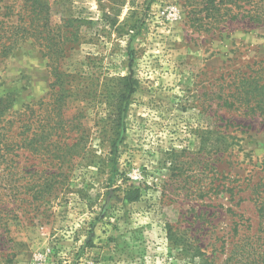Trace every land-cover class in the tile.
<instances>
[{"label":"rangeland","instance_id":"obj_1","mask_svg":"<svg viewBox=\"0 0 264 264\" xmlns=\"http://www.w3.org/2000/svg\"><path fill=\"white\" fill-rule=\"evenodd\" d=\"M23 1L0 0V264L264 256V116L242 92L264 69V25L203 20L188 0H40L42 40ZM63 110L88 120L51 129ZM34 115L44 153L25 148Z\"/></svg>","mask_w":264,"mask_h":264},{"label":"trees","instance_id":"obj_2","mask_svg":"<svg viewBox=\"0 0 264 264\" xmlns=\"http://www.w3.org/2000/svg\"><path fill=\"white\" fill-rule=\"evenodd\" d=\"M188 3L192 4L194 12L198 13H205L203 20L209 19L213 22H219L223 20L226 17H229L230 20H235L237 18L244 19L247 18L250 23H252L254 26H260L264 25V0H188ZM47 6L42 4L40 0H24L23 1V11H28L29 13V24L28 27L31 26V22L34 21V28L39 29L40 31L33 32L32 35H39L44 31V27L48 23V18L45 15V10ZM20 20V19H18ZM209 21V22H210ZM26 26V27H27ZM23 34L20 36V38L25 34L29 33V29H22L21 31ZM37 33V34H36ZM1 34H0V58L6 55L8 49L11 47V45L5 46L3 42H1ZM41 39L47 40L48 38L41 36ZM9 38H7L6 41H8ZM15 43V42H14ZM58 66L56 65L53 68V71L57 69ZM260 76L256 74L254 78L250 82V87L242 91L244 98L246 102H251V108L250 112L258 113L262 116H264V69L260 71ZM120 82H123L124 85L121 86L120 92L117 95L118 102L119 100H122L124 98V89H128V83L125 79H119ZM125 81V82H124ZM62 91L61 88L58 89V92ZM73 97L72 94H64L63 98L65 100H61V104L65 105L66 99ZM60 99H58L59 102ZM48 107L54 106L51 110H57V108H60L61 104L57 103L56 101H53V103H48ZM57 104V105H56ZM59 104V105H58ZM56 105V106H55ZM0 108H1V102H0ZM65 110V107L63 108ZM63 110L62 118H58L57 120H51L50 122L53 123V125L50 127L51 129L54 128H61L64 130L70 126L71 123L76 122L83 126V122L88 120V117L83 113V111L78 112L76 115L71 117H63L65 115ZM3 110L0 109V121L3 119ZM30 117V116H29ZM38 115H34L33 120H28L27 124L29 127L34 126L32 129L31 135L26 136V139H28L27 144L25 145V148H28V151L32 153H44V149L42 148L43 141L42 140H48L49 136L51 135L49 132L47 134L44 133L42 130V120H37ZM121 115L120 111L117 112V117L115 116L111 121V132L113 134L112 140H122L121 134H122V125H121ZM49 122V123H50ZM38 125V126H37ZM37 126V127H36ZM107 130V128H105ZM100 132H102L103 136L106 137L104 128L100 129ZM47 136V137H46ZM110 137H108V140ZM78 140V139H77ZM115 141H113L112 146L114 145ZM76 143L72 146L74 147ZM264 186V184H263ZM257 192L255 194V203L257 204V217L259 220V226L264 227V191L262 193ZM260 195V196H258ZM139 192L138 190L133 189L132 186H129L127 190L124 191V200L127 202H134L138 199ZM241 218V216H240ZM237 224H235V227L237 228ZM237 230V229H236ZM168 237L171 240V236L168 234ZM174 245L180 248L181 255H185L187 252L185 250V246L182 245L180 239L174 240ZM251 250L253 249L252 247ZM198 253V252H196ZM187 255V254H186ZM253 254L244 255L242 254L237 264H264V256L259 255L256 258H252ZM193 258L198 257L197 255L192 256ZM252 258V259H249Z\"/></svg>","mask_w":264,"mask_h":264}]
</instances>
